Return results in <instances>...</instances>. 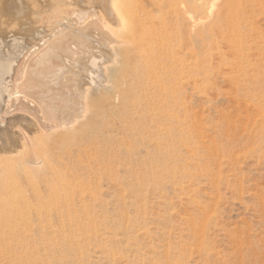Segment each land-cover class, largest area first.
<instances>
[{"label": "rangeland", "instance_id": "374dc122", "mask_svg": "<svg viewBox=\"0 0 264 264\" xmlns=\"http://www.w3.org/2000/svg\"><path fill=\"white\" fill-rule=\"evenodd\" d=\"M258 1V12L253 16L252 25L249 28L247 23L241 26L248 45L252 37L251 42L255 43L251 50L244 46L245 50L241 52H251L254 56L243 72L235 66L241 61L239 51L233 49L235 55L231 52L221 59L215 54L221 47L228 51L226 46H233L231 40L234 41L236 34L235 31L230 34L232 29L224 33L230 34V39L229 35L222 34V39L216 35L213 39L217 37V40L210 38L212 43L214 41L213 46L208 40L209 52L215 50L212 52L215 57L208 52L214 61L203 64L199 54L205 50L201 53L197 40H192L194 47L191 49L195 48L196 52L190 53L186 46L190 43L187 35L179 33L178 37L175 33L176 36L169 29V22L158 24L160 28L156 34L162 36L159 40L178 54V65L189 67L183 74L179 71L177 95L180 103L184 98H190V101L186 99L187 104L184 101L175 107L176 113L171 112L179 118L178 123H173L176 131L164 126L167 130L161 137H167V140L163 142L166 138H157L169 148L161 144L163 151H155L150 147L151 139L140 137L141 140L137 137L140 135L134 133L135 138L127 130L130 108L116 104L111 112L114 117L110 119L111 127L115 130L126 126L125 131L112 133V152L117 157L113 160L117 162L112 161L109 176L99 180L65 178L71 189H75L76 196H64L58 208L51 203L50 212L34 213L35 217L29 220L32 230L27 235L31 239L27 247L31 252L29 264H264V0ZM41 5L42 0H30L29 3L26 0H0V91L4 88L10 92L15 90L14 82L34 38V27L44 25L52 13L39 9ZM33 10L37 12L34 27L28 25ZM21 13L24 14L21 16ZM16 14H19L17 18ZM249 32L251 34L247 36ZM132 36L128 35V40L137 37ZM224 38L229 39H225L227 43ZM218 40H223L226 48ZM205 65H212L208 78L201 76ZM247 86L250 97L256 96L254 99L244 96ZM7 97L6 92L5 103ZM120 117H125L126 121ZM188 120L192 121L190 125ZM170 135L172 139L168 140ZM5 139L0 138V147ZM169 141L171 143H167ZM8 156L11 157L0 152V164H4ZM8 169L0 167L1 171ZM1 184L14 190L19 182L16 177L6 176ZM11 204L12 199L0 198V207ZM17 205L18 212L24 211L22 199ZM57 214H62V219ZM4 215L0 214V223ZM44 219L52 220L55 237L50 234L47 237L46 233L44 236L38 222ZM61 221L66 224L65 229L61 227ZM72 222L76 225L68 228ZM14 225L19 227L21 222L16 221ZM22 231L23 228H19L12 233L5 227L0 229V236L4 243H14L16 237L23 236ZM0 247L4 250L3 243ZM26 254V248L16 252L18 259H23Z\"/></svg>", "mask_w": 264, "mask_h": 264}, {"label": "bare ground", "instance_id": "6f19581e", "mask_svg": "<svg viewBox=\"0 0 264 264\" xmlns=\"http://www.w3.org/2000/svg\"><path fill=\"white\" fill-rule=\"evenodd\" d=\"M29 1L26 0L27 3ZM84 1L87 0H42L39 9L52 13L45 19L44 25L34 27L37 12L33 10V17L29 18L28 25L35 28L34 38L27 48L26 55H23L22 65L14 82L15 90L10 92L4 88L0 91V138L6 137L0 152L11 155L4 159V164H0L1 169L9 167L8 170H0V198L12 199L13 203L10 207L6 205L0 207V214H5L0 229L8 227V230L14 233L17 229L23 228V236L16 237L14 243H4L5 240L0 236V243L4 244V250L0 247V264H29L31 252H28L30 250L27 247L30 246L31 239L27 235L32 230L29 229L31 224L29 220L36 213L50 212L49 207L53 202L55 208H58L64 196L70 198L72 195L76 196L75 189H71L65 178L94 181L109 176L113 157H116L112 152V133L114 135V132L119 130L121 133L126 127L120 126L115 130L111 127V112L117 107L116 104L126 105L131 110L130 114H127L130 115V119H127V130L133 135L134 133L140 135L137 136L139 138L151 139L149 144L152 150H162V140L159 142L157 138L164 136L163 133L167 130L164 126L172 131L173 123L179 118L171 112L190 98L183 97L185 100L179 102L177 76L179 71L183 74L189 67L178 65V54L159 40L160 36L158 37L156 32L157 28H160L157 27L160 22L165 25L169 22L168 27L174 34L187 35L190 43L185 45L190 53L195 50V48L191 50L194 47L192 40H197L202 49L201 53L205 50L199 54L203 61L198 58L203 64H210L215 54L220 56L219 59L223 56L226 58L233 49L241 53L245 47L251 50L252 45H255L251 42L253 37L250 38L249 45L248 41L244 40L242 32L244 28L241 26L248 24L249 28L252 25L253 16L256 11L258 12L256 5L258 0H92L95 1L93 3ZM22 14L24 13L20 15ZM196 15L198 17H195ZM15 16L17 18L19 14ZM230 29H232L230 34L233 31L236 34L232 36L233 46L231 44L226 46L228 51L222 49L226 37L224 42L217 41L222 44H220L222 51L219 50L215 54L212 53L215 50L209 52L210 45L213 46L217 40V37L215 39L213 37L218 35L222 39V34ZM167 33L168 30L165 34ZM230 34L224 35H229L230 39ZM250 34L251 32L247 36ZM128 35L137 37L128 40ZM210 38L214 40L213 43ZM208 40L212 44L209 45ZM208 52L213 55L210 56ZM244 53L240 54V62L236 60L238 63L235 66L239 72H243L244 66L250 65L251 57H254L251 56V52ZM213 59L218 61L217 58ZM211 66H204L203 71L201 70L202 77H210ZM253 70L252 72H256ZM248 89L247 86L244 96L254 99L256 96L250 97L251 92ZM6 92L8 99L5 103ZM261 99L260 96L259 100ZM123 119L125 120V117ZM179 122L184 123L181 120ZM175 131L174 128L173 132ZM178 131H181V135L182 129ZM163 136L161 138H166L163 141L165 142L167 137ZM169 139H172L171 135ZM134 143L137 144L135 141ZM141 144V147L144 146ZM148 145L146 147H149ZM163 149L166 152V148ZM117 153L119 156L118 151ZM6 176L18 179L19 185L16 189L2 186L1 182ZM21 199L24 211L18 212L17 202ZM57 217L62 219L63 216L57 214ZM12 218L15 221L11 222ZM56 218L55 222H58ZM16 221L21 222L19 227L14 225ZM38 222L44 236L45 233L47 237L49 234L52 238L56 236L52 230L51 219ZM60 225L63 229L66 228L63 221ZM75 225L76 223L72 222L67 226L70 228ZM25 248L27 254L23 259L27 261L23 262V259L17 258L16 252H22Z\"/></svg>", "mask_w": 264, "mask_h": 264}]
</instances>
